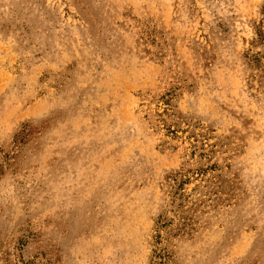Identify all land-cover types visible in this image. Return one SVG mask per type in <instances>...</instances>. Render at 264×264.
Listing matches in <instances>:
<instances>
[{
    "label": "rangeland",
    "instance_id": "374dc122",
    "mask_svg": "<svg viewBox=\"0 0 264 264\" xmlns=\"http://www.w3.org/2000/svg\"><path fill=\"white\" fill-rule=\"evenodd\" d=\"M0 264H264V0H0Z\"/></svg>",
    "mask_w": 264,
    "mask_h": 264
}]
</instances>
